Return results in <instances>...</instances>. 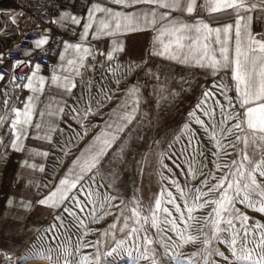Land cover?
<instances>
[{
    "label": "snow or ice",
    "instance_id": "1",
    "mask_svg": "<svg viewBox=\"0 0 264 264\" xmlns=\"http://www.w3.org/2000/svg\"><path fill=\"white\" fill-rule=\"evenodd\" d=\"M86 2V10L79 11V0H67L66 6L62 0H56L55 4L29 0L11 11L0 10V18L8 17L0 23V36L5 41H13L17 34L27 35L21 23L26 26L29 20L33 21L35 38L24 51L25 56L32 57L36 52L47 55L46 46L62 30L79 37V42L63 41L60 64L52 65L51 74V84L75 97L74 104L59 107L55 112L46 106L39 112L40 121L35 124L33 119L48 79L41 74L43 66L31 59L12 60V52L20 50L19 43H11L6 52H0V65L12 73L6 77L0 71L5 104L10 89L31 93L22 108H15L10 123L0 133V169L12 168L13 155L21 153V161L15 167L38 171L47 178L34 183L10 175L8 190L0 199V217L16 213L31 221V226L16 229L17 239L9 245L17 253L16 264H28L32 259H54L52 238L62 228L67 231L69 224L81 236L92 232L102 234L110 249L109 256L121 247L135 248L139 237L145 264H162L159 249L165 255L169 251L175 254L197 243L189 221L198 220L195 213L207 206H211V212L206 218V250L181 252L184 257L181 264H211L217 255L225 256L208 249L212 243L209 236L216 244H225L235 251L240 233H231L230 243L221 234L237 224L243 227L245 236L251 230L257 247H264V184L258 179V176L264 178V168L257 165L255 171L245 175V171L233 165L225 175L217 177L222 170L219 156L228 154L227 136L232 127L239 126L228 123L239 115L232 109L264 103V26L254 28L255 13L261 9L253 11L250 5L245 9L252 13L251 24L239 11L230 20L213 23L205 17H218L239 5L222 7L220 0ZM39 17H43L42 22ZM9 27L19 32H9ZM136 39L143 41L138 52L131 44ZM93 41L108 43L109 47L98 48ZM97 57L103 59L97 62ZM155 58L184 65L190 72L198 69L206 79L212 78L211 86L199 87L183 75L179 79L170 76L161 71ZM89 60L92 63H87ZM97 63L102 70L99 80L85 79L89 69L97 70ZM23 68L30 71L21 77L19 72ZM67 68L73 73L79 72L75 76L80 77L79 96L74 92L78 84L73 76L57 74L58 70ZM168 108H175L179 113L175 127L167 126L162 117ZM55 116L64 117L66 130L59 127ZM153 126L160 131L142 135L143 129ZM30 137L46 142L47 149L28 147L26 142ZM36 158L40 159L39 163L34 162ZM194 162H198L196 167ZM130 165L137 174L147 172L161 182L159 197L154 207L150 204L149 208L156 238L147 234L149 217L141 213L142 201L134 199L135 189L131 199L128 195L124 197V204L115 191L124 184ZM174 169L185 173L184 187L176 179ZM189 176L192 181L199 178L191 203L185 196ZM209 180L213 181L211 186ZM166 184L181 194L183 205ZM213 191L216 198L208 199ZM237 202L259 213L261 219L254 220L247 213L233 216V212L239 213L235 207ZM128 204L131 207L125 213L123 209ZM34 213H46L48 223H38ZM108 216L113 217L111 222L106 220ZM128 216L133 218L132 226ZM118 232L122 235L118 236ZM26 233L34 235L26 238ZM42 237H48L47 247ZM108 239L111 245H107ZM5 243L0 241V261L10 264L14 253ZM99 246L98 239L90 245L96 249ZM79 264L100 262L96 255H83ZM239 264H260V260L249 258Z\"/></svg>",
    "mask_w": 264,
    "mask_h": 264
},
{
    "label": "rangeland",
    "instance_id": "2",
    "mask_svg": "<svg viewBox=\"0 0 264 264\" xmlns=\"http://www.w3.org/2000/svg\"><path fill=\"white\" fill-rule=\"evenodd\" d=\"M98 62V61H97ZM92 63V62H90ZM158 63V62H156ZM161 67V71L168 74L174 75L179 79L180 75H183L193 81V83L199 87H203L204 85L211 86L212 78H205L199 76L194 71L176 69L173 67H169L158 63ZM102 70L99 68L97 63V70L92 71L91 69L85 73V79L91 77L93 80L98 81L100 77V72ZM163 79V77H162ZM218 79V77H217ZM80 81V80H79ZM93 88H95V82H93ZM81 93V88L79 86L75 91L76 96H79ZM232 94V93H231ZM4 94H0V133L4 132V128L6 127V120L9 114V111L12 108V104H5L4 102ZM75 97H71V99L67 100L66 105L70 106L74 104ZM222 99V97H221ZM187 106V102L181 106V112ZM233 112L238 113L239 115L234 120H229L230 125H239L238 127H232L231 134L227 136V143L229 147L225 150L228 154L221 153L219 156L218 163L222 165V170L217 173V177H221L226 174L227 168L235 165L236 167L241 168L245 171V175L252 173L256 170L257 165L261 168H264V133H256L249 131L243 124V118L241 114V110L239 107L232 109ZM162 117L165 118V123L167 126L175 127V121L180 118L179 113L175 110V108L165 109L162 113ZM152 119L154 121L155 116L153 114ZM64 120V119H63ZM147 123V121H146ZM61 128L66 130V124L62 123ZM159 132L160 130L153 126L151 129L145 128L142 130V135H153L155 132ZM13 167L7 169H0V199L3 198V194L8 189L6 188L7 181L10 175H14V160ZM198 162H194L193 166L196 167ZM185 171L187 170V164L184 165ZM176 172V179L180 182L181 187H184L185 182V173L181 172L179 169H174ZM205 173L207 169L203 170ZM202 178V177H200ZM46 177H43V180H46ZM189 184L185 188V196L188 199L189 203H191L192 198L196 195L195 187L199 184V178L196 181H192L191 177H187ZM261 184H264V178H259ZM209 186L212 185L213 181L209 180ZM161 182H159L158 177H150L147 172L143 174H137L135 171H132L131 165L129 166L127 177L125 179L124 184L121 185L119 189H115L121 196V203L124 204L126 201L124 197L128 195V198H132L133 190L135 189V198H139L142 201V205L140 207V211L142 214H146L149 217V223L147 226V234L150 237L156 238V230L151 227V212L149 210L150 204L154 207V201L159 197ZM166 187L169 190L173 191L174 195L177 197L178 202L183 205L184 198L181 197L179 192H176L175 188H172L170 185L166 184ZM35 191V189H33ZM167 192V188H165V193ZM208 199H215L216 192H211L208 194ZM171 208L170 205H165ZM131 205L128 204L123 211L127 213L130 209ZM236 208L239 209V213L233 212V216H239L240 214L247 213L254 220L261 219V215L259 213L253 212L245 205L240 204L239 202L235 205ZM116 211H120V209H116ZM172 211L175 212V208L172 207ZM211 212V206H207L203 208V210L195 213L198 216V220L189 221V226L192 229L193 235L195 236L197 243L190 244L185 246L184 248L177 250L174 254L172 251H169L167 255L163 253L162 249H159L161 255L159 259L162 261V264H181V260L184 258L180 255L181 252L190 253L196 250L200 252H204L205 245L204 241L206 239L205 234L208 232V227L206 224V218ZM129 226H132L133 218L128 216ZM179 216L177 215V219ZM34 219L40 223L41 225H46L48 223V216L46 213L43 214H35ZM113 219L112 216H108L106 220L111 222ZM67 223V222H66ZM23 225L31 226V221L25 220L22 216H17V214H9L6 218L0 217V241H5V247H9L10 243L15 242L17 237L15 235L16 229ZM106 226V225H105ZM95 227V225H93ZM199 230V231H197ZM127 231V229L125 230ZM13 233L12 236H8L7 233ZM239 232V236L236 237L237 244L235 247V251L230 247H227L225 244H216L215 239L212 237H208L212 239V243L208 246V249L213 253L222 252L225 256L217 255L215 259L211 262V264H239L240 261H247L249 258L252 261H255L257 258L260 260V264H264V247H257L255 244L254 237L252 235L251 230H249V234L245 236L244 229L240 224H237L235 228H228L225 232L221 234L222 238L228 240L229 243L233 239L231 233ZM31 235L26 233V238H30ZM51 235V233L49 234ZM118 236L122 235V233H117ZM130 238V237H129ZM45 241L44 246L47 247L46 241L48 237H42ZM100 241L99 249L95 247H90V245L96 241ZM52 248H53V256L54 259H32L28 261V264H79L80 258L83 255H88L89 257L96 255V258L99 260L100 264H145L143 254L140 251V242L139 237H137V244L135 248H132L130 245L121 247L115 255L109 256L107 251L105 237L102 234L92 232L88 236H81L77 230L69 224L67 231L65 229H61L60 233L52 238ZM107 245H111V239L107 240ZM10 251H13V259L10 261V264H16V255L14 249L9 247ZM250 251V257L248 255ZM98 253V254H97ZM186 258V257H185ZM0 264H4L3 261H0Z\"/></svg>",
    "mask_w": 264,
    "mask_h": 264
},
{
    "label": "crops",
    "instance_id": "3",
    "mask_svg": "<svg viewBox=\"0 0 264 264\" xmlns=\"http://www.w3.org/2000/svg\"><path fill=\"white\" fill-rule=\"evenodd\" d=\"M62 2L65 4V6L67 5V0H62ZM220 3H221L222 7H232L233 5L238 4L239 8H233L232 12L220 13L218 15V17H207L206 16L205 19H209L213 23H215L217 21L224 22L226 20L232 19L234 12L239 11L248 18V21L251 24V23H253L252 13L245 11V9H247L248 6L250 5L251 9L253 11L256 10L257 8L261 9L259 12L255 13L256 19L254 21V28L259 29L261 26H264V2H262V0H220ZM87 6H88V3L86 2V0H79L77 10L79 11L82 8L86 10ZM13 9H15V6H14L12 0H0V10L11 11ZM7 19H8V17H6V16L0 18V23H2L4 20H7ZM8 30L10 32V27ZM79 31L80 30L77 29V33ZM61 32L65 33L68 36L67 39H65V40H68L69 42H72V43L79 42L78 35H72L70 32H68L66 30H62ZM9 43L10 42L5 41V39L2 36H0V52H5L6 47L9 45ZM92 43L96 47L102 48L105 50L109 47L108 43H103L100 41H93ZM131 44L133 45L134 49L138 52L143 45V41H142V39H136V40L131 41ZM62 50H63V47H62L61 51ZM155 59H156V62L161 63L163 65L173 67L176 69L188 70L184 65L176 64L173 61H167V60H164L163 58H155ZM90 61L91 60H89L87 63H90ZM59 64H60V61H59V57H58L53 65H59ZM81 71L83 72V70H81ZM192 71L197 73L199 76L205 77V75L198 69H193ZM41 74L45 75L48 79H47V82L45 84L44 92L40 95V103L38 104L37 114L34 116V119H33L34 124L36 122L40 121L39 112L44 111L46 106H47V109L49 111L55 112L57 108L66 106V102L70 97L67 95V93L64 91L63 88H58L55 85L51 84L52 68L50 71L42 72ZM57 74L61 75V76H63V75L73 76V78L76 80L77 84L80 80V77H75V76L79 75V72L77 71L76 73H73L70 68H67L66 70H58ZM209 78H211V77H209ZM1 84H2V82H0V85ZM30 94L31 93H29L27 91H23L21 104L19 106L14 107V109L11 111L9 118L12 116L15 108H17V107L22 108L23 107V101H25L27 95H30ZM232 94H234V93H232ZM239 108L241 110L244 126L249 131L256 132V133H264V103L253 104V105L247 107L246 109L243 107H239ZM9 118L6 121V124L8 122L10 123ZM54 118L56 119L57 123L59 124V127L61 128V125L63 123L62 121H63L64 117L55 116ZM6 127H7V125H6ZM32 131L36 132V129L33 128ZM8 135H10V133H8ZM26 144L28 147L35 149V150H46L48 147L46 142L36 140L32 137L29 138V140L26 142ZM22 156H23V154L17 153V154H14L12 157V159L14 160V175L18 179L30 180L34 183H40L41 180H43V176L38 171L33 172L31 170H26L23 168L15 167V165L20 163ZM34 162L39 163L40 159L36 158V160ZM10 214H16V213H10ZM17 216L19 217V215H17Z\"/></svg>",
    "mask_w": 264,
    "mask_h": 264
},
{
    "label": "built area",
    "instance_id": "4",
    "mask_svg": "<svg viewBox=\"0 0 264 264\" xmlns=\"http://www.w3.org/2000/svg\"><path fill=\"white\" fill-rule=\"evenodd\" d=\"M12 2L14 4L15 8H16L21 3H23V4L29 3V0H12ZM44 2H45V4H47V3L55 4L56 0H44ZM35 16H36V14H34V18H35ZM39 19L41 20V22L43 21V17H39ZM21 21H23V18H21ZM24 27H25V31L28 34L27 35H19V34H17L14 37V40L11 41L9 43V45L6 47L5 52L11 46V43H19L20 50L12 52V54H11V59L12 60H16V59H31V60H33V62H39V63L42 64V66H43L42 72L50 71L51 68H52V65L55 63V61L59 57V54H60L61 49H62L63 41L65 39H67L68 36L65 33H63V32L58 33L50 41V44L48 46H46L49 49V52H48L47 55H44V54L39 53V52H36V53L33 54L32 57H28V56L24 55V51L28 50L31 47V41L35 38L34 35L32 34L33 28H34L33 21L29 20L28 24L26 26H24V24L21 23V28H24ZM10 32H17L18 33L19 30L12 29L10 27ZM101 59H102V57H97V61H99ZM90 62H92V61H90ZM0 71H3L4 75L6 77H11V75H12V73L10 71L5 69L4 65H0ZM29 71H30L29 68H23V70L19 72V75L21 77H23L26 73H29ZM20 82L23 83V80H21ZM2 86H3V82L0 85V94H3ZM22 95H23V92H18V90L16 91V90H11L10 89V91L8 93L7 103L9 105L11 103L12 104V108L9 111L7 119L9 118V116L11 114V111L14 109V107L15 106H19L21 104ZM69 99H71V97H69Z\"/></svg>",
    "mask_w": 264,
    "mask_h": 264
}]
</instances>
